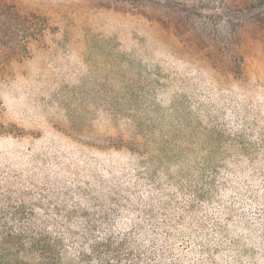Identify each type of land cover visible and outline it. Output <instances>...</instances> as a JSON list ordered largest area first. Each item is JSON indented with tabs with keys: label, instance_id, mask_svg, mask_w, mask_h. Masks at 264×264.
Returning a JSON list of instances; mask_svg holds the SVG:
<instances>
[{
	"label": "rangeland",
	"instance_id": "obj_1",
	"mask_svg": "<svg viewBox=\"0 0 264 264\" xmlns=\"http://www.w3.org/2000/svg\"><path fill=\"white\" fill-rule=\"evenodd\" d=\"M2 114L25 131L0 127V167L42 156L91 186L93 135L127 121L149 176L178 185L236 154L264 167V0H0Z\"/></svg>",
	"mask_w": 264,
	"mask_h": 264
},
{
	"label": "trees",
	"instance_id": "obj_2",
	"mask_svg": "<svg viewBox=\"0 0 264 264\" xmlns=\"http://www.w3.org/2000/svg\"><path fill=\"white\" fill-rule=\"evenodd\" d=\"M0 123L3 138L25 131ZM126 124L93 135V186L89 174L56 175L51 158L2 159L0 264H264V167L209 157L176 185L145 173L148 145Z\"/></svg>",
	"mask_w": 264,
	"mask_h": 264
}]
</instances>
